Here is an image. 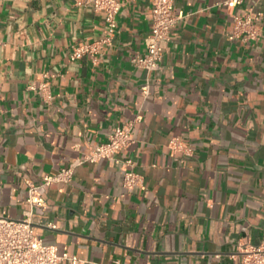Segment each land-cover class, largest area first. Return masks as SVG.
I'll return each instance as SVG.
<instances>
[{
	"label": "crops",
	"instance_id": "obj_1",
	"mask_svg": "<svg viewBox=\"0 0 264 264\" xmlns=\"http://www.w3.org/2000/svg\"><path fill=\"white\" fill-rule=\"evenodd\" d=\"M116 1L111 44L71 61L105 36L103 14L0 0V216L24 218L31 183L46 202L35 235L81 264H239L244 247H264V0H173L182 17L151 72L131 63L151 3ZM246 14L259 15L256 40L234 23ZM131 122L118 163L83 162ZM174 138L191 153L171 152ZM70 166L69 182L42 187ZM124 169L142 188H124Z\"/></svg>",
	"mask_w": 264,
	"mask_h": 264
},
{
	"label": "built area",
	"instance_id": "obj_2",
	"mask_svg": "<svg viewBox=\"0 0 264 264\" xmlns=\"http://www.w3.org/2000/svg\"><path fill=\"white\" fill-rule=\"evenodd\" d=\"M78 7L89 6L95 13L103 14L105 36L94 43H82L75 45L70 55V60L79 59L82 55L97 54L104 46H109L117 30V15L120 11V4L116 0H73ZM151 3V28L145 39V55L135 56L131 63L138 69L151 72L157 69L161 61L163 48L162 43L169 40L171 29L182 17V14H173V0H149ZM243 0H230L224 5L232 8L241 4ZM257 15L246 14L233 18L236 28L248 27L246 39L256 40L257 33L251 29L252 22L258 19ZM144 94L147 87L142 88ZM135 117L134 122L140 121ZM131 122L124 126L112 129L108 139L104 143L96 144L89 149L84 156L83 162L95 163L102 159L118 163L117 155L127 149L133 143ZM171 152H183L187 155L191 150L184 145L180 139H171L168 144ZM81 162H78L80 164ZM128 164H131L129 161ZM73 167L61 170L55 176H47L43 179L42 187L49 186L56 182H69L72 178ZM123 186L126 190L132 191L135 188H142L141 178L132 170L124 169ZM25 203L29 210L25 212L24 218L13 220L0 216V264H81L75 256L66 253H59L56 246L47 245L34 233L32 221L34 209H45L46 202L40 193V187L27 183V194ZM53 227V226H52ZM239 264H264V247H244L241 251Z\"/></svg>",
	"mask_w": 264,
	"mask_h": 264
}]
</instances>
